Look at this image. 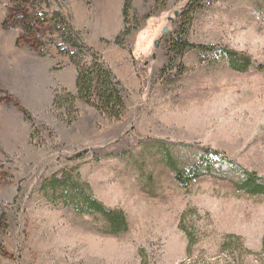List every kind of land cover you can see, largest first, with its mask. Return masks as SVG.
Segmentation results:
<instances>
[{
    "label": "rangeland",
    "instance_id": "374dc122",
    "mask_svg": "<svg viewBox=\"0 0 264 264\" xmlns=\"http://www.w3.org/2000/svg\"><path fill=\"white\" fill-rule=\"evenodd\" d=\"M35 1L0 0L12 110L6 134L0 124V264H264V195L209 175L184 186L162 162L167 150L187 167L211 147L264 177V0H212L188 29L195 44L250 57L245 72L196 48L169 59L186 0H131L128 35L123 0ZM56 11L121 82L120 118L77 98ZM65 174L121 209L127 229L108 233L101 215L66 204L47 184Z\"/></svg>",
    "mask_w": 264,
    "mask_h": 264
},
{
    "label": "trees",
    "instance_id": "16d2710c",
    "mask_svg": "<svg viewBox=\"0 0 264 264\" xmlns=\"http://www.w3.org/2000/svg\"><path fill=\"white\" fill-rule=\"evenodd\" d=\"M24 3L28 0H21ZM156 5H164L166 0H153ZM212 0H186L183 10L180 12V20L178 27L168 42V56L174 61L173 56H180L191 48L199 49L201 52H209L221 54L226 58L228 66L233 71L245 72L252 66V60L245 54L230 49L224 46H216L214 44H195L188 40L189 26L192 23L194 14L202 10L208 2ZM9 2L20 3L19 0H9ZM44 2L48 5V0H36L39 4ZM122 16H124V27L121 30V35H128L131 32L129 25L128 12L130 10L131 0H123ZM54 20L55 27L59 31L63 44H68L75 50L69 48H62V52L68 55L70 62L76 64V79L75 88L77 98L87 105L94 106L100 113H104L111 118L118 119L121 117L125 103L123 98V91L121 82L113 75L111 70L102 61L98 55L90 48L85 47L75 32L66 22L58 11L53 12L51 16ZM35 24L30 22L25 25V29L30 31ZM119 37V36H118ZM118 37L116 41H118ZM61 48V47H60ZM84 51L91 53V59L87 63L80 64L78 54ZM70 97V95H68ZM55 105H59L60 96L54 98ZM68 101V104H71ZM179 157L169 151H165L162 156V162L174 173V178L180 184L187 186L193 182L194 179L200 176H213L218 179H228L232 185L237 189L248 194L264 195V177L258 175L255 171H251L243 167L240 163L235 162L225 153L219 150L207 147L197 152L190 164L187 167L180 165ZM52 191L55 192L58 187L62 188V196L66 200V204H74L75 210L83 213H92L101 215L108 224V233L117 234L127 229V222L124 212L120 209L106 208L93 195L86 192V185L80 181H72L69 174L57 178L53 176L47 183Z\"/></svg>",
    "mask_w": 264,
    "mask_h": 264
},
{
    "label": "crops",
    "instance_id": "0c3cea01",
    "mask_svg": "<svg viewBox=\"0 0 264 264\" xmlns=\"http://www.w3.org/2000/svg\"><path fill=\"white\" fill-rule=\"evenodd\" d=\"M7 71L8 70L5 71L6 74H7ZM3 90H4V87H3L2 84H0V124L5 127L4 129H5V134H6L7 125L9 127L11 126V124L8 123V122L11 121L12 110H11V108H9V106H10L9 104L10 103L9 102H5V99L1 98V95L4 97ZM2 136H3L2 137L3 139H8L7 137H4V134Z\"/></svg>",
    "mask_w": 264,
    "mask_h": 264
}]
</instances>
